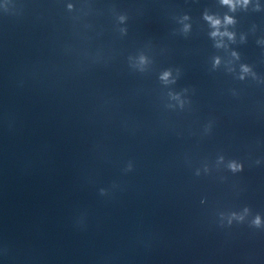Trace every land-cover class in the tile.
Masks as SVG:
<instances>
[{
	"label": "clouds",
	"instance_id": "9594fccd",
	"mask_svg": "<svg viewBox=\"0 0 264 264\" xmlns=\"http://www.w3.org/2000/svg\"><path fill=\"white\" fill-rule=\"evenodd\" d=\"M219 3L222 7H226L228 10L226 13L223 14V16H220V15L215 14V13L209 14L208 11H205L202 14V18L204 21L207 22V24L210 28L209 36L211 39H213L215 41V47L223 48V47H226V45L224 44V38L225 37L233 43L236 42V33L234 31L229 30L230 26H235L237 23V20L233 14L236 13L238 9L246 11L249 8V6L252 4V0H219ZM71 7L72 6L69 5V8H71ZM260 8H261V6L257 0V3L254 5L253 10L260 11ZM123 19L124 18L122 17L121 20H123ZM183 19L188 20L189 17L187 15H185L183 17ZM190 28H191L190 24H185L183 31L185 33H187L190 30ZM245 39L246 38L243 35L240 37L241 42H244ZM260 42L261 41H257V43H260ZM232 56L239 59V55L235 51L232 52ZM143 62H144V59L142 57L141 63H143ZM219 64H220V58L216 57L214 59L213 66L217 67ZM250 72H251V68L246 64H242L241 65L242 75L240 76V79H244V74H248ZM170 76H171V72L165 71L161 75V79L165 82H169ZM229 168L233 172H238V171L243 170V165L238 164L236 162H232V163H230ZM248 211H249V209L245 208V212H248ZM233 216L236 217V214L233 213ZM236 218H238L241 221L243 220V216H239ZM261 224H262L261 217L259 214H257L252 221V225L256 228H259V227H261Z\"/></svg>",
	"mask_w": 264,
	"mask_h": 264
}]
</instances>
